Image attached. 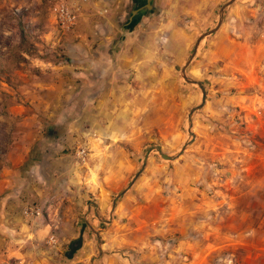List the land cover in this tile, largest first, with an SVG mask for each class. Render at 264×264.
<instances>
[{"label":"rangeland","instance_id":"obj_1","mask_svg":"<svg viewBox=\"0 0 264 264\" xmlns=\"http://www.w3.org/2000/svg\"><path fill=\"white\" fill-rule=\"evenodd\" d=\"M195 1L200 8L155 0L145 19L157 22L147 30L153 80L135 96L133 133L117 142L116 207L77 216L103 264H264V0H235L200 40L185 75L204 98L181 72L229 0ZM53 5L0 0V227L20 212V105L46 63L61 59L44 37L57 27ZM6 238L0 233V254Z\"/></svg>","mask_w":264,"mask_h":264},{"label":"crops","instance_id":"obj_2","mask_svg":"<svg viewBox=\"0 0 264 264\" xmlns=\"http://www.w3.org/2000/svg\"><path fill=\"white\" fill-rule=\"evenodd\" d=\"M64 1L77 10L76 25L70 31L54 27L44 36L61 59L46 63V71L20 105V184L14 195L20 212L8 227H0L9 248L0 254V263H105L102 257L93 258L92 228L88 231L77 216L92 208L104 214L110 202L116 207L114 192L122 176L116 158L122 146L117 142L133 133L135 96L145 95L152 85L154 34L147 30L155 20L147 22L146 16L137 29L122 36L132 0ZM156 1L172 5L171 0ZM143 24L146 29H141ZM79 146L88 150L81 166L74 158ZM93 199L97 202L92 206ZM32 205L41 209V217H24L23 210ZM51 233L55 245L46 243ZM77 241L78 249L68 252Z\"/></svg>","mask_w":264,"mask_h":264},{"label":"built area","instance_id":"obj_3","mask_svg":"<svg viewBox=\"0 0 264 264\" xmlns=\"http://www.w3.org/2000/svg\"><path fill=\"white\" fill-rule=\"evenodd\" d=\"M80 3L86 4L91 0H78ZM105 11V10H103ZM52 13L57 27L62 31H70L74 28L77 22V10L72 9L69 4L64 0H58L52 7ZM75 162L78 165H83L88 159V150L84 146H79L74 152ZM23 215L26 218H38L42 216L40 208L32 205L27 206L23 210ZM57 242L56 235L51 233L46 238L47 245H55Z\"/></svg>","mask_w":264,"mask_h":264},{"label":"water","instance_id":"obj_4","mask_svg":"<svg viewBox=\"0 0 264 264\" xmlns=\"http://www.w3.org/2000/svg\"><path fill=\"white\" fill-rule=\"evenodd\" d=\"M235 0H229L220 10L219 12V16H218V25L214 30H211L209 32H207L206 34L202 35L199 40L196 42L193 54L189 57V59L187 60L185 67L182 69L181 72V76L185 79L186 82L191 83V84H196L201 90H202V95L203 98L205 96V92H204V88L202 86V84L200 82L194 81V80H190L186 75H185V68L188 66V64L190 63V61L192 60V57L194 56L197 46L200 43V40L206 36L209 35L211 33H213L214 31H216L220 24L222 23V19H223V12L224 9L229 6L230 4L234 3ZM133 3V9L130 11L124 25L120 28V32L121 35L124 36L127 33L132 32L137 25L142 21L143 18H145L146 16H148L149 14H152L153 9H154V5H153V0H132ZM121 41V40H120ZM152 149H150L146 156H145V160L147 159L148 154L150 153ZM155 150L159 153L160 157L164 160H173V158L171 156H168L166 154H164L161 150L160 147H155ZM183 151V150H182ZM98 251H99V256L101 254V247L100 244H98Z\"/></svg>","mask_w":264,"mask_h":264},{"label":"trees","instance_id":"obj_5","mask_svg":"<svg viewBox=\"0 0 264 264\" xmlns=\"http://www.w3.org/2000/svg\"><path fill=\"white\" fill-rule=\"evenodd\" d=\"M78 243H79V241L76 242V244H75L76 247L72 248L73 250H76L78 248V245H77Z\"/></svg>","mask_w":264,"mask_h":264}]
</instances>
